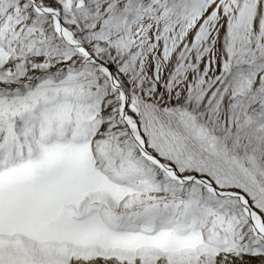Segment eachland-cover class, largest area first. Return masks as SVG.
<instances>
[{
	"label": "snow or ice",
	"instance_id": "obj_1",
	"mask_svg": "<svg viewBox=\"0 0 264 264\" xmlns=\"http://www.w3.org/2000/svg\"><path fill=\"white\" fill-rule=\"evenodd\" d=\"M0 264H264V0H0Z\"/></svg>",
	"mask_w": 264,
	"mask_h": 264
}]
</instances>
